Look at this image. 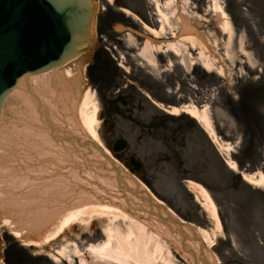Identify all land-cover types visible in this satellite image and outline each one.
Segmentation results:
<instances>
[{
	"label": "rangeland",
	"instance_id": "1",
	"mask_svg": "<svg viewBox=\"0 0 264 264\" xmlns=\"http://www.w3.org/2000/svg\"><path fill=\"white\" fill-rule=\"evenodd\" d=\"M214 5L227 14L229 37ZM95 13L94 48L100 43L120 66L107 67L109 84L104 85L92 79L88 59L67 70L71 77H80L79 99L88 90V106L105 105L112 114L115 127L109 134L98 127L101 143L118 136L127 140V154H134L145 168L142 182L177 216L208 232L217 264H264V186L250 185L238 175L240 170L261 171L264 176V0H97ZM179 15L195 26L211 49L205 50L214 66L210 71L198 50L188 46L179 55L153 50L152 60L139 56L147 37L156 44L173 39L170 32L178 33ZM160 24L164 30L159 37L144 28ZM189 102L208 106L219 145L188 114L161 109ZM228 159L235 161L237 170L229 168ZM187 179L211 195L221 227L189 191ZM67 237L73 238L69 232ZM103 238L93 225L89 233L81 232L77 242L83 250V241ZM169 248L170 254L160 253L161 260L188 264L170 244ZM4 257L19 264H71L54 262L46 251L23 246L1 225L0 259Z\"/></svg>",
	"mask_w": 264,
	"mask_h": 264
},
{
	"label": "bare ground",
	"instance_id": "2",
	"mask_svg": "<svg viewBox=\"0 0 264 264\" xmlns=\"http://www.w3.org/2000/svg\"><path fill=\"white\" fill-rule=\"evenodd\" d=\"M214 6V12L222 20V30L229 37L231 30L227 14L220 5ZM178 23L180 29L178 33L174 30L170 32L171 40L158 44L148 38L143 40L139 56L152 60L153 50L179 55L181 48L188 46L198 50L205 69L210 71L214 66L205 53L206 49L212 52L206 41L183 16L179 15ZM144 28L154 37H159L164 24L158 28L146 25ZM218 72H223L222 66ZM55 73L31 79L35 87L38 84L41 95L50 97L46 102L51 123H66V127L72 128L79 137L86 134L100 144L99 105L93 103L91 108L88 106V90L79 99V76L71 77L70 72L63 68ZM167 108L174 115L179 111L187 113L200 124L212 142L219 145L220 140L206 104L199 108L194 102H189L181 107ZM58 142L54 143L51 139L47 125L22 88L13 90L5 101L0 117V226L6 225L11 235L23 246L46 251L54 262L62 259L73 264V258H77L78 264H172L160 259L162 253H171L169 244L162 236L146 222L133 216L126 208L125 201L105 195L101 186L113 190V179L98 175L100 170L95 171L85 164L82 154L71 152L66 142ZM92 152L96 155L95 151ZM105 152L110 154L106 148ZM226 162L230 169L237 170L235 161L228 159ZM243 179L256 187L264 186L261 171L243 172ZM137 182L158 203H162L143 182ZM185 182L195 199L221 227L215 203L208 191L191 179ZM93 225L99 227L104 238L98 242L83 241L82 250L77 240L81 232L89 233ZM76 226L78 230L74 232ZM196 230L203 240L208 258L213 259L209 251L213 238L201 227L197 226ZM68 232L73 240L67 237ZM54 243L58 245L51 251L48 247ZM197 245L195 243L194 246Z\"/></svg>",
	"mask_w": 264,
	"mask_h": 264
},
{
	"label": "water",
	"instance_id": "3",
	"mask_svg": "<svg viewBox=\"0 0 264 264\" xmlns=\"http://www.w3.org/2000/svg\"><path fill=\"white\" fill-rule=\"evenodd\" d=\"M93 13L94 0H0V117L6 99L13 90L22 88L47 125L51 139L68 142L71 152H81L85 164L95 171L100 170L98 175L113 179V190L101 186L106 196H116L125 201L133 216L158 231L190 264H214L194 227L157 203L129 174L141 177L144 171L141 162L133 156L124 161L116 155V152L127 148L124 139H115L108 148L129 172L118 166L88 136L79 138L52 124L38 84L35 87L31 82L32 77L54 73L85 50L91 43ZM93 149L97 154L89 158L87 154L93 155ZM110 172L114 174L110 175ZM188 242H197L198 247H192Z\"/></svg>",
	"mask_w": 264,
	"mask_h": 264
},
{
	"label": "flooded vegetation",
	"instance_id": "4",
	"mask_svg": "<svg viewBox=\"0 0 264 264\" xmlns=\"http://www.w3.org/2000/svg\"><path fill=\"white\" fill-rule=\"evenodd\" d=\"M100 37H102V36L100 35ZM99 41H101V40H99ZM100 46L103 47L101 44H100ZM114 58L117 60V57H114ZM93 63L95 65V67L93 66V69H95L97 66H99V68H100V69L97 68L98 72L95 73L96 80L98 82H100V83H103L105 78H106V75L104 73L105 66H110V62L108 60V56H107L106 52H104L102 49H97L95 51V54H94V57H93ZM99 64H104L105 66L104 67H102V66L100 67ZM103 111L105 113L104 116L106 118H109V120L112 121V118H111L112 114H111V112L108 110V108L105 105H103ZM116 112H118L117 109H116ZM107 125H109V122H107ZM5 261H6V263L8 262L7 264H12L9 259L8 260L5 259ZM14 264H17V263H14Z\"/></svg>",
	"mask_w": 264,
	"mask_h": 264
}]
</instances>
